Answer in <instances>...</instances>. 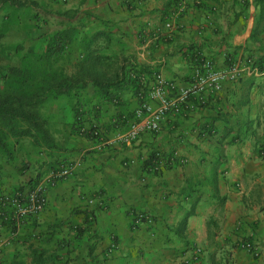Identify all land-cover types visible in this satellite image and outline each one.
<instances>
[{
  "label": "crops",
  "instance_id": "crops-1",
  "mask_svg": "<svg viewBox=\"0 0 264 264\" xmlns=\"http://www.w3.org/2000/svg\"><path fill=\"white\" fill-rule=\"evenodd\" d=\"M56 6L60 11L49 17L57 32H70L67 55L77 56V72L85 57L88 64L93 58L103 80L120 84L107 89L88 81V99L66 100L52 115L54 142L20 157L34 160L39 153L41 163L21 165L0 152V195L32 186L49 170L46 160L70 162L74 173L49 190L45 209L33 218L47 233H72V249L89 250L87 259L68 264H264V75L226 81L204 104L193 99L194 107L168 115L159 132L132 144L99 150L82 132L83 125L97 126L114 137L126 129L150 101L147 93L138 96L136 85L148 91L157 75L177 89L189 86L194 52L220 67L248 57L264 65V0H67ZM117 86L123 91L112 98ZM139 213L152 221L137 222ZM247 242L256 249H245Z\"/></svg>",
  "mask_w": 264,
  "mask_h": 264
},
{
  "label": "rangeland",
  "instance_id": "rangeland-1",
  "mask_svg": "<svg viewBox=\"0 0 264 264\" xmlns=\"http://www.w3.org/2000/svg\"><path fill=\"white\" fill-rule=\"evenodd\" d=\"M23 1H25L23 5H18V7L14 6L12 8L7 7L5 4L2 5L1 3L0 92L5 91L9 86H12L11 88H13L18 80H22L24 76L29 74L35 76L33 80H30L31 88H34L42 82V79L46 78L43 70L48 68L54 69L55 71H62L66 75L77 73V66L73 65L76 62L77 56L74 54L70 56L67 55V50L70 48V45H68L66 50L60 55L49 57L44 55L47 50L48 40L51 35L57 32L56 27L58 26L55 21H51L48 12L53 13L54 11H60L56 6L60 1ZM81 59L83 58L79 57L80 61ZM88 93L89 91L87 88L81 90L80 98H82V103L83 100L88 99ZM71 99L72 98L67 95H61L58 99H46L41 105H39L41 115L44 118H47L49 132H53L56 129L54 120L55 116L54 118L52 116L54 112H56L60 106L65 104L66 100L70 101ZM84 105L85 104H82V106ZM135 117L136 113L130 120L128 127L126 129L121 128L120 132L114 137L107 136L97 126L85 127V125H83L82 132H89V136H92L91 138L96 140V144L99 139L93 136V133L91 132L92 130H98L103 138L117 139L119 134L129 129L132 122L135 120ZM0 136H4L8 141V151H11L10 158L14 160V162H17L20 159L19 163L21 165H23V163L26 165L27 163L31 164L36 160L35 164H39L41 163L40 161L45 158V156L42 157L41 154L38 153L39 155L36 154L34 160H29V158H24L22 160L20 158L21 155H24L25 151L33 149V146L35 147L36 145L33 143L31 137L16 136L10 130V126L5 124L2 120H0ZM57 137L59 136L56 135L55 139H57ZM49 143L51 144V141H48L47 143L42 141L41 145L49 146ZM42 146L38 147L42 148ZM40 148L39 151H42L43 149ZM3 151L4 150L0 146V152L3 153ZM44 162H46L47 168L50 167L49 170L60 163H63L60 162L57 164L58 162L56 163V160L51 159ZM48 171L41 172L39 175L42 177L48 173ZM27 187L28 185L26 188ZM32 188L33 187L30 186L28 187V190L24 188L23 191L26 192ZM8 193L9 192H3L0 197ZM10 213H12V210L3 206L0 202V264H68L72 259H87L89 251L87 248H71L72 233L68 231L63 232L62 230L58 232L55 230L52 233H47L45 228L39 229L42 224L38 222L37 219H33L34 217L26 220L17 229V226L11 222L12 218ZM4 218H8L11 221H6ZM24 227H26L25 233H23L24 231L22 232ZM50 234H52V236H50ZM75 235L76 237L80 236V239H82L84 233L77 232ZM17 242L19 243L18 245Z\"/></svg>",
  "mask_w": 264,
  "mask_h": 264
},
{
  "label": "built area",
  "instance_id": "built-area-1",
  "mask_svg": "<svg viewBox=\"0 0 264 264\" xmlns=\"http://www.w3.org/2000/svg\"><path fill=\"white\" fill-rule=\"evenodd\" d=\"M65 2L67 0H59ZM168 31L172 32L171 21L165 23ZM195 73L190 85L177 89L173 83L167 81L162 75H157L155 84L148 91L141 90V97L148 94L150 101H145L142 107L136 111L135 120L129 129L117 137V139L103 138L98 130H92L93 136L99 139L96 148L101 150L115 142L131 144L143 133L159 132L163 122L172 113H182L187 107H191L193 99H198L200 104L205 103L207 93L220 91L226 81H236L245 75H264V65L253 57L243 60H231L224 67L217 66L211 59L199 52H194ZM75 164L63 162L48 173L43 175L32 189L26 192L19 191L15 194H7L0 197L3 206L12 209L10 215L17 229L31 217L38 216L48 203V192L61 180L71 176L75 171ZM137 222L152 221V218L144 213H139ZM245 249H256L253 242L243 244Z\"/></svg>",
  "mask_w": 264,
  "mask_h": 264
},
{
  "label": "trees",
  "instance_id": "trees-1",
  "mask_svg": "<svg viewBox=\"0 0 264 264\" xmlns=\"http://www.w3.org/2000/svg\"><path fill=\"white\" fill-rule=\"evenodd\" d=\"M1 3L2 5L5 4L7 7L12 8L14 6L18 7V5H23L25 1L0 0V10L2 8ZM69 35L70 32L66 30L55 32L51 35L44 55L49 57L62 54L70 43ZM85 58V61L80 64L78 72L73 75H66L62 71H55L54 69L48 68L43 70L46 78L42 79V82L34 88H31L30 80H33L35 76L29 74L24 76L22 80H18L13 88L9 86L5 91L0 92V120L9 125L10 130L16 136L31 137L36 146H42V141L45 143L51 141L52 143V136L47 128V118H44L39 111V105H41L44 100L49 98L58 99L61 95H67L70 98L78 97L79 100L77 104L79 105V102H82V98H80L81 90L87 88L88 81H92L100 86L107 85V89L110 83L115 82V84H120V81H116L114 77H112L111 80H103L102 73L96 70V59H89L91 62L88 64V59L87 57ZM138 85L139 84L136 85V90L138 96L141 97V87L138 89ZM122 88V86L115 87L110 93L111 96H113L112 98H118L117 96L123 91ZM101 90L105 89L101 88L100 91ZM76 113L77 116H79V111H76ZM3 137L0 136V146L5 152H8L9 143L5 137ZM262 151L264 152L263 148ZM9 152L11 153L10 150ZM9 156L11 155L9 154ZM40 178L41 175L36 177L32 187H34ZM23 189L24 186H21V188L12 193L15 194L19 191H23ZM6 207L11 209L8 206ZM4 219L6 221H11L8 218ZM11 222H13V220Z\"/></svg>",
  "mask_w": 264,
  "mask_h": 264
}]
</instances>
